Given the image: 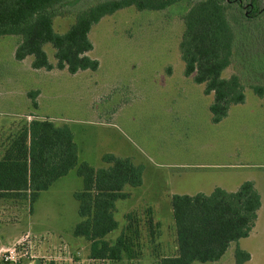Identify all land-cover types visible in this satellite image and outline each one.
<instances>
[{
  "label": "rangeland",
  "instance_id": "374dc122",
  "mask_svg": "<svg viewBox=\"0 0 264 264\" xmlns=\"http://www.w3.org/2000/svg\"><path fill=\"white\" fill-rule=\"evenodd\" d=\"M97 1L61 7L53 13V28L67 30L81 9ZM195 1L178 0L160 10L132 5L104 15L89 33V55L99 60L95 71L34 69L31 56L14 57L19 37L0 36V156L35 117L67 124L78 143L79 161L100 167L102 154L112 152L143 165L142 184L129 187L130 197L116 201L118 228L107 235L113 240L126 231L131 256L88 258V241L73 235L80 220L73 193L82 180L71 170L40 193L32 211L27 201L0 200V264H159L162 256L176 253L173 194H208L219 186L233 191L245 180L253 181L262 198L249 235L232 242L217 261L194 264H233L236 246L250 254L242 264H264V95L254 92L264 89V13L244 19L227 6L235 41L222 76L241 77L245 102L232 105L214 123L212 94L204 92V83L184 75L179 52L183 15ZM257 4L258 9L263 5ZM45 49L55 64L54 49ZM36 90L34 107L29 93ZM11 248L19 255L7 263L4 256Z\"/></svg>",
  "mask_w": 264,
  "mask_h": 264
},
{
  "label": "trees",
  "instance_id": "16d2710c",
  "mask_svg": "<svg viewBox=\"0 0 264 264\" xmlns=\"http://www.w3.org/2000/svg\"><path fill=\"white\" fill-rule=\"evenodd\" d=\"M82 0H0V36L14 35L19 41L14 57L20 61L31 56V67L47 70L56 67L74 74L80 70L95 71L99 60L89 52L93 43L89 33L93 24L104 15L128 6L138 10H160L178 0H98L81 9L67 30L53 28V13L64 6L77 5ZM257 2H262L259 7ZM233 7L244 19L264 13V0H196L183 15L184 30L179 52L184 62L183 73L196 83H204V92L212 94L209 105L211 120L218 123L232 105L245 102L241 77L222 72L231 62L235 41L226 9ZM53 49L55 64L45 49ZM264 95L262 87L254 89ZM29 93L36 107L35 95ZM103 166L95 167L79 161L78 146L71 128L52 120L33 117L12 136L0 156V199L27 200L33 203L41 191L72 169L81 177L82 186L74 191L80 220L74 225L73 235L85 238L88 258L120 260L131 256L130 236L126 231L116 238L107 235L118 228L114 216L117 200L130 197L129 187L142 184L143 165L128 156L106 152L101 156ZM170 205L176 236V253L162 256L159 264H194L220 259L232 242L247 237L257 219L261 196L254 183L245 180L233 191L215 187L210 193L173 194ZM130 221L132 215L127 213ZM147 224L151 231L153 216ZM132 226L131 222L126 230ZM233 264L250 258L239 246L234 250Z\"/></svg>",
  "mask_w": 264,
  "mask_h": 264
},
{
  "label": "crops",
  "instance_id": "0c3cea01",
  "mask_svg": "<svg viewBox=\"0 0 264 264\" xmlns=\"http://www.w3.org/2000/svg\"><path fill=\"white\" fill-rule=\"evenodd\" d=\"M75 74V73H74ZM75 138V137H74ZM76 142V141H75ZM77 143V142H76ZM77 146H78V143H77ZM118 155V154H117ZM78 157H79V148H78ZM72 170H75V169H72ZM71 171V170H70ZM69 171V172H70ZM69 172H68V174L67 175H69ZM71 173V172H70ZM67 175H65V176H67ZM65 176H62V177H60V178H58L57 180H59V179H61V178H63V177H65ZM57 180H55L51 185H50V187L51 186H53V184L57 181ZM251 181V180H250ZM253 182V181H252ZM255 186V185H254ZM49 187V188H50ZM220 187V186H219ZM48 188V189H49ZM222 188V187H221ZM224 189V188H223ZM257 189V188H256ZM47 190V189H46ZM226 190V189H225ZM45 191V190H44ZM228 191H230V190H228ZM42 192V191H41ZM40 192V193H41ZM259 192V191H258ZM260 193V192H259ZM40 195V194H39ZM260 196H261V194H260ZM39 197V196H38ZM38 199V198H37ZM1 201L3 200V201H6V200H12V199H0ZM0 201V202H1ZM13 201V200H12ZM16 201H27V200H16ZM28 202V201H27ZM34 204V203H33ZM261 205H262V198H261ZM33 206V205H32ZM260 208H261V206H260ZM260 208H259V210H260ZM258 215H259V213L257 214V217H258ZM13 243V240L12 241H9V242H5V243H1V246H3V247H7V246H9L10 244H12ZM7 244H9V245H7ZM40 264V263H39Z\"/></svg>",
  "mask_w": 264,
  "mask_h": 264
},
{
  "label": "built area",
  "instance_id": "2783aa9c",
  "mask_svg": "<svg viewBox=\"0 0 264 264\" xmlns=\"http://www.w3.org/2000/svg\"><path fill=\"white\" fill-rule=\"evenodd\" d=\"M8 251V254H5L4 256L5 262L8 263L15 261V256L19 255L18 251H16L15 248H11Z\"/></svg>",
  "mask_w": 264,
  "mask_h": 264
},
{
  "label": "water",
  "instance_id": "95a60500",
  "mask_svg": "<svg viewBox=\"0 0 264 264\" xmlns=\"http://www.w3.org/2000/svg\"><path fill=\"white\" fill-rule=\"evenodd\" d=\"M35 264H39V260H36V263Z\"/></svg>",
  "mask_w": 264,
  "mask_h": 264
}]
</instances>
